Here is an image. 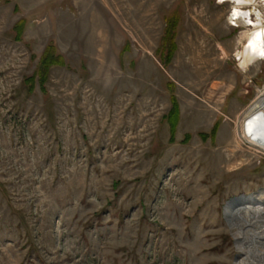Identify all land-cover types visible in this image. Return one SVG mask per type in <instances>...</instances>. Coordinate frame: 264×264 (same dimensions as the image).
Returning <instances> with one entry per match:
<instances>
[{
    "label": "rangeland",
    "instance_id": "374dc122",
    "mask_svg": "<svg viewBox=\"0 0 264 264\" xmlns=\"http://www.w3.org/2000/svg\"><path fill=\"white\" fill-rule=\"evenodd\" d=\"M255 1L0 0V264H264V216L224 212L264 189Z\"/></svg>",
    "mask_w": 264,
    "mask_h": 264
},
{
    "label": "bare ground",
    "instance_id": "6f19581e",
    "mask_svg": "<svg viewBox=\"0 0 264 264\" xmlns=\"http://www.w3.org/2000/svg\"><path fill=\"white\" fill-rule=\"evenodd\" d=\"M236 4L251 3L256 4L255 0H236ZM241 6V5H240ZM232 10L231 21H238L243 25L249 24L250 10L240 13V9ZM234 13V14H233ZM257 28L254 35L248 36V44L244 46V52L242 54L237 52L239 58V67L245 69L247 65L254 61L264 58V28L262 25ZM244 37H247L245 32ZM262 96V97H261ZM241 122L240 137L248 144H252L264 150V86H262V92L257 96L251 106L244 112ZM239 127V128H240ZM264 195V189L259 190L257 193L233 198L228 201L224 207L225 214L232 220V228L237 229L241 221H247L257 219L259 216H264V200L260 197ZM260 235L264 238V230L261 229ZM234 237L237 242V247L242 250L245 236L235 232ZM263 259V254L261 256ZM238 264V263H237Z\"/></svg>",
    "mask_w": 264,
    "mask_h": 264
},
{
    "label": "trees",
    "instance_id": "16d2710c",
    "mask_svg": "<svg viewBox=\"0 0 264 264\" xmlns=\"http://www.w3.org/2000/svg\"><path fill=\"white\" fill-rule=\"evenodd\" d=\"M169 31L170 30L166 31L167 33L163 38L164 48L166 49L167 59L171 58V56L175 50L174 44L171 43L172 41H171V37L169 35ZM61 64H62L61 58L55 54V52L51 46H48L44 50V53L41 55V58H40L39 74L41 75L42 80H43V78H45V74L47 73V69L51 65H61ZM175 110H176V108H175ZM171 124L173 126L172 122H171ZM213 131H214V129H213Z\"/></svg>",
    "mask_w": 264,
    "mask_h": 264
}]
</instances>
